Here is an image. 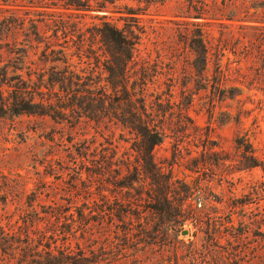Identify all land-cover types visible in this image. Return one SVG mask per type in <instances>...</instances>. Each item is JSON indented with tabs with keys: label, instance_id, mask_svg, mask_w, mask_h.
I'll list each match as a JSON object with an SVG mask.
<instances>
[{
	"label": "rangeland",
	"instance_id": "374dc122",
	"mask_svg": "<svg viewBox=\"0 0 264 264\" xmlns=\"http://www.w3.org/2000/svg\"><path fill=\"white\" fill-rule=\"evenodd\" d=\"M3 1L0 0V69L11 62V65L24 67L25 76L29 74L36 81L43 67L41 53L45 49L43 44L30 40L31 26L36 24L45 40L57 28L60 37L65 31L69 36L73 68L86 80L102 85L105 77L102 45L99 41L85 45L82 59L78 49V37L89 38L102 24V0H89L86 5L92 8L85 11L66 10L58 0H6V5ZM112 1L115 5L108 3L109 11L113 6L127 5L145 14L139 16L142 21L137 24L143 42L131 65L130 75L132 80L140 76L153 80L147 87L146 98L153 106V116L163 120L168 136L153 151L156 164L166 172L172 171L173 180L192 189L189 202L192 207L217 213L220 220L232 218L237 232L246 230L241 222L244 219L262 217L264 224V171L261 167H241L245 163L246 143L244 146L238 144V140H246L256 156L264 160V72L258 71L264 68V58L252 60L248 66L234 63L229 73L233 78H260L259 90L249 86L253 90L245 88L236 100L213 103V106L209 92L194 94L195 86L190 83L197 80L191 66L193 56L180 36L195 32L192 24L202 22L183 18L190 6L194 14L195 8L204 2L212 14L214 5L222 0ZM263 1L230 0L228 14L236 17V21L226 22L231 25V31L216 24L205 27L215 45L221 32H232L233 42L228 54L232 62L243 52L242 45L238 44L246 46L252 33L242 27L248 24L240 21L249 18L254 6ZM19 18L25 20L23 29L15 23ZM19 49H26L28 58L21 56ZM214 61L210 64L211 74L215 70ZM188 99L192 104L187 108L184 104ZM0 117V223L19 226L29 221L30 216L43 218L44 212L53 205H62L69 210L68 216H75L68 220L78 221L80 212L85 211L91 215L93 230L84 233L80 227L71 239L74 252L79 254L77 244H80L87 256H92V250L98 253L105 234L113 238L115 232L123 230V224L111 218L109 209L135 198L136 191H141L138 183L132 181L133 173L126 169L117 171L118 166L139 162V144L135 136L113 123L99 124L89 120L77 123L72 119L55 122L40 116ZM101 161L102 169L99 168ZM36 193L41 196L31 207ZM144 197L147 198L145 193ZM100 210L108 215L104 227L97 223L96 211ZM184 230L188 234L181 233L179 239L192 240L191 234L196 229L191 221L182 227V232ZM114 241L118 243L117 239ZM249 241L257 249L255 257L249 255L248 260L252 264H264V226L255 228Z\"/></svg>",
	"mask_w": 264,
	"mask_h": 264
},
{
	"label": "trees",
	"instance_id": "16d2710c",
	"mask_svg": "<svg viewBox=\"0 0 264 264\" xmlns=\"http://www.w3.org/2000/svg\"><path fill=\"white\" fill-rule=\"evenodd\" d=\"M58 1L66 10L85 11L92 8L86 5L89 0ZM228 1L222 0L215 4L212 14H209L204 2L195 8L194 14L190 6L183 16L188 20L202 21L192 24L195 32H187L180 37L193 56L191 66L197 80L190 83L195 86L194 94L209 92L214 100L212 104L234 101L243 95L245 88L253 90L249 86L259 90L262 82L260 78H233L229 73L234 63L240 67L248 66L252 60L264 58V1L254 6V13L249 18L240 21L248 24L242 27L252 33L246 46L238 44L242 45L243 52L235 62L228 56L233 38L230 32L232 27L226 22L236 21L235 15L228 14ZM3 3L6 5L7 1ZM108 3L115 5L112 0H102L104 15L101 26L91 32L89 38L78 37L81 59L85 56L82 50L85 45L95 41L102 45V74L105 75L102 85L97 86L93 80H86L73 68L69 36L65 31L60 37L57 28L46 41L39 27L32 24L30 40L45 47L41 53L43 67L39 69L36 81L29 74L25 76L22 66L8 62L1 67L0 115L48 117L55 122H69L72 119L77 123L89 120L99 124L121 125L135 136L139 144V162L118 166L117 171L126 169L133 173L132 181L138 183L141 191H136L135 198L109 209L111 218H117L123 224V230L115 232L113 238L105 234L98 253L92 250L91 257L87 256L80 244H77L80 252L76 255L71 240L80 227L84 233L93 230L91 215L85 211L80 212L78 221L73 218L68 220L71 217L75 219V216H68L69 210L62 205H53L44 212L43 218L29 215V221L19 226H3L0 223V264H252L248 258L249 255L255 257L257 247L249 241V236L255 228L264 226L262 217L244 219L241 222L246 230L237 232L232 218L220 220L216 217L217 213L192 207L189 204L192 189L173 180L172 171L166 172L154 161L153 151L168 136L163 120L153 116V106L148 104L146 98L147 87L153 80L146 79V76L132 80L130 75L131 65L143 42L137 24L142 21L139 16L145 14L127 5L113 6V10L109 11ZM21 20L19 18L15 23L18 22V26L23 29L25 20ZM120 22L123 24L119 25ZM209 24L230 31L221 32L215 45L205 30ZM18 51H22L21 56L28 58L26 49ZM232 53L237 55L235 51ZM213 59L215 70L211 74ZM20 63L23 65L24 60ZM49 63L51 66H47ZM261 70L264 72L261 67L259 73ZM191 104L192 100L188 99L184 106L188 108ZM244 143L245 163L241 167H261L264 171V160L256 156L251 144L246 140H238V144L244 146ZM113 158L114 155L110 157L112 161ZM99 168L102 169V161ZM140 177H143L142 181ZM35 195L31 207L41 196L39 193ZM96 213L99 216L98 225L104 227L108 215L105 210ZM189 221L196 231L191 234L193 239L186 242L179 237L182 227ZM135 223H138L137 226ZM115 239L118 243H115Z\"/></svg>",
	"mask_w": 264,
	"mask_h": 264
},
{
	"label": "water",
	"instance_id": "95a60500",
	"mask_svg": "<svg viewBox=\"0 0 264 264\" xmlns=\"http://www.w3.org/2000/svg\"><path fill=\"white\" fill-rule=\"evenodd\" d=\"M187 234H188V231H185V230H184V231L182 232V235H183V236H186Z\"/></svg>",
	"mask_w": 264,
	"mask_h": 264
},
{
	"label": "built area",
	"instance_id": "2783aa9c",
	"mask_svg": "<svg viewBox=\"0 0 264 264\" xmlns=\"http://www.w3.org/2000/svg\"><path fill=\"white\" fill-rule=\"evenodd\" d=\"M199 206H201V204H198Z\"/></svg>",
	"mask_w": 264,
	"mask_h": 264
}]
</instances>
